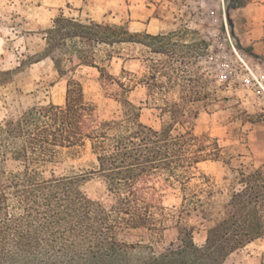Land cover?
I'll use <instances>...</instances> for the list:
<instances>
[{"label": "trees", "instance_id": "trees-1", "mask_svg": "<svg viewBox=\"0 0 264 264\" xmlns=\"http://www.w3.org/2000/svg\"><path fill=\"white\" fill-rule=\"evenodd\" d=\"M225 1L228 11L251 2ZM189 33L188 28L136 33L125 24L64 13L44 29L42 51L27 55L21 66L49 58L66 79L65 101L34 105L0 124V264H224L235 251L264 239L263 169L240 170L241 188L214 217L207 216L205 189H191L193 170L223 154L217 140L194 131L200 108L210 101L207 78L199 70L209 43L202 37L188 41ZM122 44L141 47L133 57L141 62L140 76L125 68L122 77L109 70ZM81 66L96 68L105 89L117 85L119 118L99 119L73 75ZM137 84L153 97L180 87L177 99L160 106L162 119L169 117L160 129L144 124L139 107L128 98ZM86 146L96 157L93 172L112 195L110 204L89 198L80 175L42 172L60 150ZM9 162L15 166L8 168ZM174 182L185 194L176 239L164 244L171 214L162 190ZM193 211L210 223L202 245L194 240L196 226L185 219ZM137 229L150 231V241L124 239Z\"/></svg>", "mask_w": 264, "mask_h": 264}, {"label": "rangeland", "instance_id": "rangeland-1", "mask_svg": "<svg viewBox=\"0 0 264 264\" xmlns=\"http://www.w3.org/2000/svg\"><path fill=\"white\" fill-rule=\"evenodd\" d=\"M225 4V0H0V124L37 104L64 103L66 79L58 75L49 58L21 66L27 55L38 56L42 51L43 31L58 14L125 24L136 33L188 28L186 40L202 37L209 43L199 70L207 78L210 101L200 108L194 131L217 140L223 154L219 161L200 163L193 170L190 185L194 190L205 189L202 197L207 216L218 215L232 193L241 188L240 170H264V0H251L247 6L230 11ZM116 50L120 55L114 53L109 63L111 73L122 77L125 68L140 76L141 62L133 57L140 55L141 47L122 44ZM168 59L163 56V60ZM73 75L82 83L86 101L94 106L101 121L122 115L117 85L105 89L93 67L81 66ZM179 92L180 87H173L153 97L146 86L137 84L128 98L139 107L144 124L160 129L162 121H169L166 114L162 119L160 106L165 100L177 99ZM7 165L15 166L12 162ZM95 166L96 157L86 146L60 150L41 169L45 176L52 172L82 176V191L91 199L110 204L112 195L93 172ZM184 194L177 182L163 186V205L171 214L161 237L164 244L176 239ZM204 216L201 211L185 216L196 226L194 240L198 245L204 243L210 224ZM151 237L146 229L124 235L129 243L149 242ZM263 263L264 239H260L235 251L224 264Z\"/></svg>", "mask_w": 264, "mask_h": 264}]
</instances>
